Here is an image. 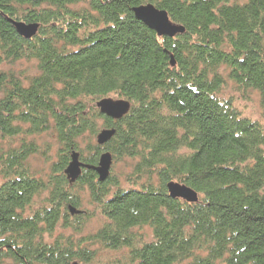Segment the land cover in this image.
<instances>
[{
	"label": "trees",
	"instance_id": "1",
	"mask_svg": "<svg viewBox=\"0 0 264 264\" xmlns=\"http://www.w3.org/2000/svg\"><path fill=\"white\" fill-rule=\"evenodd\" d=\"M140 5L165 11L184 33L157 37L135 19ZM13 23L38 30L26 39ZM225 76L264 100V0H0V264L91 261L94 251L54 235L86 220L85 188L103 224L81 242L129 251L109 264H264V126L218 100ZM106 98L129 103L128 113L100 114ZM112 128L114 138L89 142L82 155L86 133ZM50 131L58 162L42 181L27 159L39 150L33 137ZM103 151L112 164L135 162L132 187L111 170L98 182L83 169L69 183L72 152L95 167ZM168 182L198 201L170 198ZM136 227H148L152 241L133 248Z\"/></svg>",
	"mask_w": 264,
	"mask_h": 264
},
{
	"label": "rangeland",
	"instance_id": "2",
	"mask_svg": "<svg viewBox=\"0 0 264 264\" xmlns=\"http://www.w3.org/2000/svg\"><path fill=\"white\" fill-rule=\"evenodd\" d=\"M239 0H231V2H235ZM86 7L87 4H80L79 7ZM19 68V67H16ZM21 70L24 71V74L29 76L33 75V64L32 63H23L20 66ZM221 76L225 75V71L220 70L218 72ZM224 85L221 87L219 93H217V98L221 102H225V104H230L234 107L241 117H245L251 121L259 123L261 126H264V100L260 96L257 91L252 90H242L237 85H235L232 81H228L227 77L224 78ZM115 99V98H114ZM114 121V120H113ZM100 123H103V120H100ZM113 129V128H112ZM111 130V129H106ZM101 131H99L95 137L89 138L87 133L86 136L81 140L80 148L82 150V155H87L86 146L89 142H96L97 138ZM115 135V133H114ZM114 135L110 137L114 138ZM36 146L39 147L36 153L30 155L27 159V165L31 171H35L31 173L35 175L42 181H47L51 175V172L54 171L53 166L58 162V148L59 143L55 139L54 134L50 131L44 133L39 136H34L32 139ZM104 152V151H103ZM79 154V152H78ZM80 155V154H79ZM134 161L128 160H113V164L111 165V178L117 182H119V186L123 189H127L129 186L132 187L131 181L128 179L127 175L132 172ZM83 170V169H82ZM82 173V171H81ZM2 178L0 177V182ZM159 180L155 176L154 185L158 184ZM113 185V184H112ZM111 192L115 191V187L110 186ZM80 208L81 210L87 211L86 220L82 221V223L74 226L73 228H63L62 225L55 230L54 235H60L64 238L71 239L75 244L80 243L85 246L87 250L94 251L93 258L91 261L86 264H109L110 262L120 260L127 256L129 252L128 249L121 248L120 250H105L102 249L97 244H90L85 237L91 235L99 230L101 225L103 224L102 217H100V211L96 205H93L89 200V194L87 188L83 191H80ZM47 194L45 192L40 193L39 199L40 201L45 199ZM36 197V196H35ZM34 197V201L32 204L25 210V215H32L34 209H36L37 203L39 201L38 198ZM180 199V198H179ZM182 200V199H180ZM188 203V202H187ZM132 232L134 234L133 248L135 246H140L141 243L151 242L152 241V233L148 227L142 228H133ZM85 238V239H84ZM46 241L51 242V240L46 236ZM81 240H85L86 242H81ZM104 250V249H103ZM82 264V263H81Z\"/></svg>",
	"mask_w": 264,
	"mask_h": 264
},
{
	"label": "water",
	"instance_id": "3",
	"mask_svg": "<svg viewBox=\"0 0 264 264\" xmlns=\"http://www.w3.org/2000/svg\"><path fill=\"white\" fill-rule=\"evenodd\" d=\"M132 13L136 20L142 22L148 29L152 30L157 37H169L173 38L176 35L184 33L182 26L173 24L168 19L165 11L159 10L152 5H140L132 8ZM16 32L23 38L30 39L36 35L38 25L36 24H24L13 23ZM170 65L174 66L175 62L173 57L170 58ZM96 107L99 109L100 114L117 121L122 119L129 111V103L122 99H101L96 103ZM115 130H101L97 138V144L99 146L104 145L110 140V137L114 135ZM78 154L72 152L70 155V162L64 169L63 174L69 183H74L80 176L82 169L92 170L97 175V181L103 182L108 178L110 168L112 165V158L108 152H104L99 156L97 165L84 166L78 160ZM166 191L172 199H182L188 203H196L198 201L197 193L191 188L184 185H180L176 182H168L166 184ZM70 215H77L79 212L73 208L68 209Z\"/></svg>",
	"mask_w": 264,
	"mask_h": 264
}]
</instances>
